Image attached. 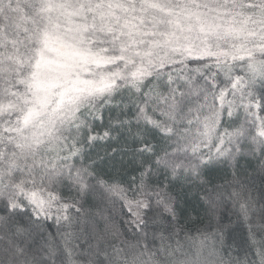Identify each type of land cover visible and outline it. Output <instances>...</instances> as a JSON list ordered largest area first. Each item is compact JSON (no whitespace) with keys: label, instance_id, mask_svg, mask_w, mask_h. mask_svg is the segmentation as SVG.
<instances>
[{"label":"snow or ice","instance_id":"obj_1","mask_svg":"<svg viewBox=\"0 0 264 264\" xmlns=\"http://www.w3.org/2000/svg\"><path fill=\"white\" fill-rule=\"evenodd\" d=\"M0 264H264V0H0Z\"/></svg>","mask_w":264,"mask_h":264},{"label":"trees","instance_id":"obj_2","mask_svg":"<svg viewBox=\"0 0 264 264\" xmlns=\"http://www.w3.org/2000/svg\"><path fill=\"white\" fill-rule=\"evenodd\" d=\"M241 163L244 166V168H249V165L246 162L242 161ZM186 200H187V206H186L187 211L191 212L193 207L196 206V195L194 193L189 194L186 197Z\"/></svg>","mask_w":264,"mask_h":264}]
</instances>
